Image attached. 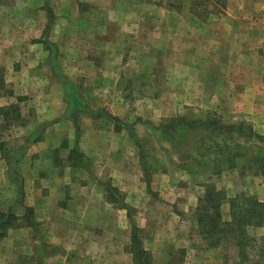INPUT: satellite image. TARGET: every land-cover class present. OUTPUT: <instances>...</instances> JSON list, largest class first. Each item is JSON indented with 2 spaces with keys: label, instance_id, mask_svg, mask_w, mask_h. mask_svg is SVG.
Listing matches in <instances>:
<instances>
[{
  "label": "rangeland",
  "instance_id": "1",
  "mask_svg": "<svg viewBox=\"0 0 264 264\" xmlns=\"http://www.w3.org/2000/svg\"><path fill=\"white\" fill-rule=\"evenodd\" d=\"M151 1L168 6L173 4V9L176 6L182 8L186 4L194 2L197 13L201 16L199 19L201 21L209 20V24L220 22L218 18L222 17L223 7L227 8L230 13H237V0ZM255 2L257 0L240 1L243 5H253ZM62 4L63 0H0V88L2 89L0 94L7 96L1 95L0 103L5 104L1 108L10 111L8 123L0 117V151L2 157L6 159L11 150H20L22 147H26L27 141H29L27 139L29 128L24 127V123L26 118L37 120V117L45 112V107L42 105L44 99L51 96L54 101V108L57 106L56 100L59 99L57 90L50 91L47 86L49 87L51 83H54V85H65L66 82L74 83L76 90L73 91L78 92L82 101L81 110L76 114V118L78 116L79 120V123L78 120L77 123L80 127L85 123L86 117H92L93 119L88 121L92 125H103L105 129L107 128L106 131H110L111 126H113V129L117 132L116 120L110 118L113 116L124 124L131 125L139 139V143H137L125 127H122L119 131L123 130L128 133L124 132L125 135H123L132 144V150L129 148L130 153L128 154L130 157L135 156L136 165L140 166L143 172L142 183L144 185L134 188L131 196L139 206H145L147 202H152L151 206L159 208L156 209L157 216L160 217L159 220L166 221V223L170 221L169 231L159 237V244H162L160 247H164L160 250L157 249V252L149 250L153 256L152 264H157V262L159 264H174V260L183 261L186 258V248L183 246H189L191 242L207 245L197 233L196 221L193 219V213L199 198L205 194L207 186L214 184L217 187L216 184L224 183L223 181L227 177L226 179L232 185L231 188H234L236 194L256 195L252 192V187L257 184L256 179L253 178L264 175L255 174V169L249 168L254 164V156H264V141H260L258 138L247 140L243 136H236L231 133L223 134L213 127H210L207 131L204 126L196 132H188L185 128H182L171 138L165 135L163 133L165 130L161 128L163 124H170L169 119L172 117L186 116L192 118V120L213 118L223 125L244 123L245 128L251 127L255 132L264 135V122L258 124L255 121L256 117L251 108H247L250 111H240L232 96L228 97L227 102L222 103L219 107L216 106L217 104L205 100V95L209 94L215 86L220 88L227 76L228 78H237L235 73L237 62L235 60H232L234 62H230L231 60L228 58L227 61L224 60V64L229 63L231 65L230 70L232 72L230 74L228 73V66L223 64V67H221L218 64L221 63L219 58L221 57L220 42L227 40V38L231 40L230 38L237 37L227 30L225 38L214 36L213 30H222V21L217 29L211 27L206 33V31H203L204 29L201 30L198 27L196 34L188 37L189 34H186L188 26H182L185 24L186 17L181 18L180 16L179 18L172 14L166 16V32L162 36L158 33V22L155 19L150 23V28L147 26L150 29V35L154 38H130L126 42L120 43V46L124 48L120 54L122 55L125 52V58L126 56L129 57L127 59L132 62V65L126 67L127 74L123 75V79L120 80L122 90L115 91L112 82L116 79L115 77L112 78L110 74L113 59L103 60L102 53L116 54L118 43L112 41L111 38H89V35H86L88 38H78L77 36L74 37V34L68 38L63 31L64 27L61 20L57 21L61 18ZM262 4L264 5V0H261V6ZM32 5L37 7L28 9V11L25 10V7H31ZM38 5H41V8ZM47 6L53 9L54 14H59L56 18L58 26L54 31L51 30L48 36V40L57 47L55 53L48 50L45 44L36 43L39 38H35V35L39 33L37 26L40 25L41 27V22H43V14L45 25L42 31L45 30L48 24ZM248 13L247 11L245 25L253 29V22H249L251 21L249 18L253 15ZM254 13L258 15L254 18L259 17L262 19L264 17V9H261V11L259 9ZM260 13H263L262 16H260ZM32 18L34 21L32 23L28 22ZM212 19H214L213 23L211 22ZM93 29L94 27H91L92 36ZM52 34L54 35L52 36ZM157 34L160 38L157 37ZM189 38L196 41L198 48L194 47V49L192 45L188 47L189 44L183 42L188 41ZM261 38H264V35ZM233 42L235 43V40ZM262 43L264 44V41ZM253 44L254 42L248 46L246 64L257 67L258 61L251 56ZM209 51L215 54V59L210 57L208 60ZM44 53L48 54L46 60L43 57ZM260 54L263 56L261 63L264 72V52H260ZM146 55L147 57L143 59ZM157 62L165 65V74L158 75L154 71L150 73L149 80H147L141 69L137 71L143 65L153 66ZM189 66L194 68V71H191ZM204 70L208 71L209 75L206 72L201 74ZM262 77L264 79V74H262ZM250 81L252 82V80ZM174 83L177 85L176 89L173 87ZM214 84L216 85L214 86ZM231 84L228 88L235 89V83ZM145 86L148 88L143 89ZM161 90L165 95H159ZM229 91L224 95H229ZM218 92L215 98L221 96ZM118 94L120 98L129 96L130 98L126 99L130 100L131 103L141 100V104L148 101L154 106H156V99L164 97L168 103L176 102L175 114H167L159 118L157 115L161 112L158 107L157 113L156 110H153V113H156L155 115L149 117L135 116L132 123H125L110 108L113 103L112 100ZM60 101L62 100L60 99ZM106 101L109 102L107 106H105ZM63 102L64 100L62 104ZM12 105L19 107L18 113L9 109ZM41 122L38 121V123ZM40 129L41 132L44 130V128ZM236 144L241 147L238 148ZM243 148L246 149L247 153L243 151ZM227 152L237 153L236 162L239 166L234 170L228 169L227 162L221 161ZM240 152L246 155L240 156ZM62 154L64 155V153ZM58 156L60 159L62 158L61 167H65L63 157L60 153H58ZM77 160L81 163L83 161L81 157H78ZM86 164H89L88 160ZM100 166V168H103L102 164ZM242 167L248 169H242ZM7 171L5 172L3 168H0V216L1 214L14 212L15 217L10 225H4L0 228V233L3 234L0 237V249L5 248L4 239L5 242L13 244V247L15 246L14 242L7 239L10 229L31 227L35 233L23 236V243L14 247V251H12L14 254L10 255L1 250L0 264H36L43 258V261H45L48 257H53L51 256L53 254H62V250L47 243L43 219L36 216L33 207L30 206L32 210L28 211L25 207L19 205V210L25 211L23 216L17 215L16 207L13 206L14 208H12L13 194H16L17 187L14 183H11V179L9 180ZM64 171L65 169L62 170V172ZM227 171H230V173ZM241 171L245 173L242 174ZM111 173H115L114 170L104 171L100 176L99 183L101 184L98 188L104 194H107V186L112 182ZM217 188L224 189L223 187ZM121 193L125 197L128 194L124 191H121ZM145 193L149 198L147 200L145 196L143 197ZM58 194L61 195L62 192L60 193V190L53 192V195ZM25 196L24 187L23 201ZM136 210L137 208H135V214ZM103 211L109 213L111 228L120 226L124 229H131L127 214L114 205L109 204L107 210L104 206ZM176 214L181 215L182 218L178 219ZM134 220L136 223L142 221L137 218V215L134 216ZM63 223L67 225L68 221L63 219ZM150 223L151 228L157 226L155 221H150ZM145 232L147 231L142 228L141 235L144 246H147ZM249 235L252 239V245L247 251L248 260L242 259L238 253L241 262H235V256L232 253L237 247L232 244L223 245V253L231 261H228V264H264V235L259 233L258 228H250ZM19 250L24 253H20Z\"/></svg>",
  "mask_w": 264,
  "mask_h": 264
},
{
  "label": "crops",
  "instance_id": "2",
  "mask_svg": "<svg viewBox=\"0 0 264 264\" xmlns=\"http://www.w3.org/2000/svg\"><path fill=\"white\" fill-rule=\"evenodd\" d=\"M240 1L237 0L236 14L230 13L227 8L223 7L222 17L218 18L220 22H216V24L213 23L214 19L211 20L213 24H209V20L201 21L199 19L201 16L198 15L193 0V3L186 4L184 7H180L181 9L177 6L173 9V4L168 6L162 3H153L151 0H63L61 18L57 19V21L61 20V24L64 27L63 31L67 34L68 38L74 34V37L77 36L78 38H88L86 35H89V38H111L112 41L114 40L118 43L116 45V54H109L108 52L102 53L103 60L113 59L111 61L110 74L112 78L115 77L116 79L112 82L115 91L122 90L120 88V80L123 79V75L127 74L126 67L132 65V62L127 59L129 57L126 56L125 58V52L122 55L120 54L124 50L120 46V43H124L130 38H154V36L150 35L149 26L155 19L158 22V33L163 36V33L166 32L165 19L167 15L172 14L179 18L180 16L181 18L185 16V24L182 26H188V30L186 31V34H189L188 37L196 34L198 27L201 30L204 29L203 31H206V33H208L211 27L217 29L220 27L222 21V30H213L214 36L225 38V32L227 30L237 38H230L231 40L227 38V40L220 42L221 57L219 58L221 59V63L218 64L223 67L224 60L227 61V58L231 60L230 62H234L232 60H235L237 62L235 70L237 78L233 79L227 76L220 85V88L214 84L215 87L211 90L213 93L210 91L209 94H206L205 100L211 101L219 107L222 103L225 104L227 102L228 97L232 96L240 111H250L247 108L253 110L254 116L256 117L255 121L259 124L264 122V79L262 77L264 72L261 63L263 56L260 54V52H264V44L262 43L264 38H261L264 35V17L262 19L259 17L254 18L258 16L254 12L259 11V9L260 11L264 9V5L262 4L261 6V0H257L253 5H243ZM40 6L38 5V7ZM34 7L37 6L25 7V10L28 11V9H34ZM247 11L249 12L248 14L253 15L249 18L251 20L249 22H253V29L245 25ZM262 14L260 13V16ZM54 15L55 21L51 25L50 32L51 30L54 31L58 26L56 18L59 14L55 13ZM257 19L258 21H256ZM33 21V18L30 21L28 20L30 23ZM38 23L40 24V22ZM44 25L45 18L43 14L41 27L40 25L37 26L39 33L35 35V38H39L36 42L38 44H44L40 42L42 33H44L42 31ZM91 27H94L93 36L91 34ZM192 39L189 38L188 41L183 42L188 43V47H191V45L193 48L197 47L198 44H196V41H192ZM233 40H235L236 46ZM252 42H254L253 49L250 51L251 56L255 57L258 61L257 67L255 66L256 68L246 64V53L249 51L248 46ZM43 57L45 60L46 58L48 59V54L44 53ZM146 57L147 55L143 59ZM207 57L208 60L210 57L213 59L216 58L215 54H212L210 51ZM224 65L228 66V73L230 74L232 72L230 70L231 65L229 63H225ZM139 69L145 74L147 80H149L151 72L156 71L158 75L165 74V65L160 62L153 64V66L143 65L137 71ZM189 69L194 71V68L191 66H189ZM205 70L201 74L206 72L209 75L208 71ZM231 83H235V89L228 88L232 85ZM176 86V83H174L173 87L175 89ZM48 88L50 91L57 90L59 97L56 100L57 106L54 108V101L49 96V98L43 100L42 105L45 107V112L42 113L43 115H39L37 120L34 118H26L24 127L27 126L29 128L28 140L37 133L40 127L44 128V130L39 136H36V141H27L26 151L19 163L26 192L24 201L18 202L17 192L13 194L14 197L12 200V208L16 207L18 211L17 215L19 216L25 214V211L19 210V205H22L21 207H25L26 209L30 206L35 209L36 216L39 219H43L42 222L45 227L44 232L47 237V243L55 248H59L63 252L60 255L53 254L51 255L53 257H48L45 261H43V258L36 264H134L133 256L127 250L128 245L131 243V229H124L120 226L111 228L109 225V213L103 211L104 206L107 210L109 204L114 205V202L108 194H104L98 188L101 184L99 183L100 176L104 171L114 170L115 173L110 174L112 177L111 185L120 191L128 192L126 197L124 196L125 202L137 208L134 216L136 217L137 215V218L142 220L139 223L137 222V224L143 230L147 231L145 232V241L147 244L145 248L156 252L157 249L160 250L163 248L164 246L160 247L162 244H159V237L169 231L170 221L166 223V221L162 222L159 220L160 217L156 213V209L159 208L157 206H151L150 204L152 202H147L145 206H139L131 196L134 188L142 187L144 184L142 183L143 172L141 167L136 165L135 156L130 157L128 154L130 153L129 148L132 150V144L123 137L126 131L116 132L113 126H111L110 131H106L107 128L105 129V126L92 125L88 121L93 118L86 117L84 120L85 123L81 126L82 128L78 125L80 134L77 139V126L68 117L65 85H54V83H51L49 87L47 86ZM147 88L146 86L143 87V89ZM228 90H230L229 95H224ZM1 91L2 89L0 88ZM217 92L221 95H219L221 98H215ZM1 95L7 97L5 94L1 93ZM159 95L165 94L161 90ZM122 97L120 98L118 94L112 100L113 103L110 108L125 123H132L135 120V116L149 117L155 115L158 107L161 112L157 115L159 118L167 114H175L174 108L176 107V102L168 103L164 97L156 99V106L150 104L148 101L145 104H141V100L131 103L130 100H127L130 98L129 96ZM60 99L62 101L64 100L63 104ZM107 101L105 102V106L109 104ZM3 105L5 104L0 103V108ZM153 110H156L155 114ZM0 117L8 123L9 118L7 119L4 115H0ZM38 121L42 122L38 123ZM37 124L39 125L37 126ZM76 145L85 155L89 164L85 162L75 164L74 160L70 159L72 150ZM58 153L63 157L65 167H61L62 158H59ZM130 162L132 163L131 165ZM101 164L103 168H100ZM0 168H3L5 172L8 170L10 180L9 165H7L6 159L2 157L1 151ZM63 169H65L64 172H62ZM227 172L230 173V171ZM226 178L223 181L224 183L220 185L216 184L217 187H223L228 197L236 196L237 194L234 188H231L232 185L229 184ZM253 179H256L257 184L252 187V192L256 194L260 201L264 202V175L261 177L256 176ZM11 183L13 184L14 182L11 181ZM8 185L11 186L10 184ZM130 188L131 190H129ZM56 190H60L62 194L53 195V192ZM144 196L146 200L149 199L147 193ZM114 206L127 214L126 208ZM177 214V218L181 219L182 216ZM180 214L182 213L180 212ZM221 214L224 220L228 221L231 219L229 202H224L221 205ZM154 218L156 219L154 220ZM63 219L68 221L67 225L65 223L62 224ZM150 221H155L157 226L151 228ZM256 228L259 229L260 234L264 235V225ZM33 233L35 231L31 227L10 229L7 234V239H9L8 241L14 242V247H16V245L19 246L23 243V236L33 235ZM4 243L6 244L4 246L5 248H1L0 251L4 250V252L10 255L14 254L12 253L14 251L13 244L5 242V239ZM183 247L186 248L185 260H174V262L172 261L174 264H228V261H230L223 253V245L220 247H208L206 244L191 242L189 246L185 245ZM19 252L24 253L22 250H19ZM238 253L237 249L232 253L235 256V262H241L238 258ZM164 263L166 262L164 261Z\"/></svg>",
  "mask_w": 264,
  "mask_h": 264
},
{
  "label": "trees",
  "instance_id": "3",
  "mask_svg": "<svg viewBox=\"0 0 264 264\" xmlns=\"http://www.w3.org/2000/svg\"><path fill=\"white\" fill-rule=\"evenodd\" d=\"M48 12V24L44 30L43 36L40 42L44 43L48 50L52 52L57 51V47L53 42L48 40L51 25L55 21V15L53 10L47 6ZM55 61V60H54ZM66 81V80H65ZM76 90L75 84L72 82L65 83V99L68 102V117L72 119L77 126V139L80 134V130L77 123L76 114L81 110V98ZM19 107L16 105L10 106L9 109L18 113ZM0 113L7 116L10 113L9 110L0 108ZM115 119L117 123V131H120L122 127L129 130L130 134L135 138L136 142L139 143L137 135L134 133V129L131 125L124 124L118 118L110 117ZM170 124L162 125L161 128L165 131V135L173 138L178 130L185 128L188 132L197 131L200 127H203L209 131L210 127L215 130H220L223 134L231 133L236 136H243L247 140L252 138H258L260 141H264V135L255 132L251 127L245 128L244 123L223 125L219 121L213 118L193 119L186 116H176L169 119ZM42 128V127H40ZM39 128V129H40ZM37 130L29 141H36V136L40 135L41 129ZM43 132V131H42ZM238 148L241 146H238ZM246 148V147H244ZM243 148L245 153L246 149ZM26 151V147H22L20 150H11L6 159L9 165V175L12 182L17 187V198L18 202H23L24 196V183L22 172L20 168V161ZM241 153V152H240ZM245 153H241L240 156H245ZM78 157L83 159L82 163L87 161L85 155L79 150L76 145L72 150L70 159L74 160L75 164L78 163ZM237 153L227 152L222 157L221 161L227 162V168L234 170L239 165L236 162ZM264 156H254V164L249 166L250 169H255V174H264ZM246 167H242L245 169ZM248 169V168H246ZM242 174L245 172L241 171ZM107 194L119 208L127 209V216L131 223V243L128 245L127 250L133 256L134 264H152V253L145 248L143 237L141 235L142 228L138 226L134 220L135 208L125 202L124 195L121 191L112 186H107ZM224 202H229L231 207V219L224 220L221 214V205ZM28 211H31V207H27ZM15 215L13 213L1 214L0 216V228L4 225H10ZM193 219L196 221L197 233L207 243L208 247H220L224 244L235 245L238 249L239 255L242 259L248 260V248L252 245L251 237L249 235L250 228L261 227L264 225V202L260 201L256 195H249L246 193H240L233 197H228L224 189H218L214 184H209L206 188L205 194L199 198L196 209L193 213ZM3 234L0 233V237Z\"/></svg>",
  "mask_w": 264,
  "mask_h": 264
}]
</instances>
